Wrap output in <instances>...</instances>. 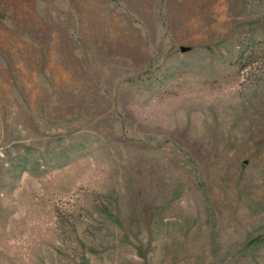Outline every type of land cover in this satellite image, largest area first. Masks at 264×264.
Returning a JSON list of instances; mask_svg holds the SVG:
<instances>
[{
    "label": "rangeland",
    "instance_id": "1",
    "mask_svg": "<svg viewBox=\"0 0 264 264\" xmlns=\"http://www.w3.org/2000/svg\"><path fill=\"white\" fill-rule=\"evenodd\" d=\"M0 264H264V0H0Z\"/></svg>",
    "mask_w": 264,
    "mask_h": 264
}]
</instances>
